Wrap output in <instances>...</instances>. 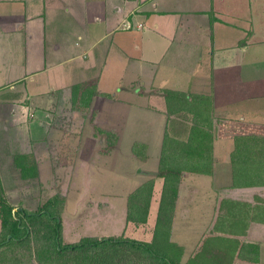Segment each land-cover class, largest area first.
Here are the masks:
<instances>
[{"label": "crops", "instance_id": "0c3cea01", "mask_svg": "<svg viewBox=\"0 0 264 264\" xmlns=\"http://www.w3.org/2000/svg\"><path fill=\"white\" fill-rule=\"evenodd\" d=\"M83 82L95 86L92 113L116 133L114 147L129 116V122L148 123L153 111L163 115L157 146L152 148L146 135L132 141L146 144L139 155L131 145L141 166L131 191L153 178L147 220L138 223L148 229L154 228L163 185V177L157 176L167 121L162 90L210 96L211 171L182 173L169 239L184 254L194 251L195 264H212L221 249H229L225 260L232 257L231 264H264V184H234L231 159L234 135H264V120L256 117L260 109L251 102L264 95V0H0L3 147L26 139L28 152L18 151L29 153L39 172L72 171L75 162L63 150L51 153L50 143L60 147L76 140L82 155L84 135L52 128L51 116L35 107L50 101L52 92L66 94ZM225 139L226 150L218 147ZM1 163L5 187L2 172L15 164ZM252 168L237 163L236 169ZM126 209L127 196L124 217ZM180 213L188 218L196 213L200 222L184 221ZM130 225L136 227L132 221L124 227ZM152 229L144 240H151Z\"/></svg>", "mask_w": 264, "mask_h": 264}, {"label": "trees", "instance_id": "16d2710c", "mask_svg": "<svg viewBox=\"0 0 264 264\" xmlns=\"http://www.w3.org/2000/svg\"><path fill=\"white\" fill-rule=\"evenodd\" d=\"M78 85L79 83L73 84L72 94L76 92ZM83 92L82 99L87 104L92 94L96 93L95 86H85ZM162 94L166 103L167 121L157 176L163 177V185L151 240L108 234L84 235L76 241L62 242L60 215L51 208L55 197L48 198L33 211L14 209L3 194L0 181V264H21L20 251L15 249L18 245H26L29 253L33 250L41 264H195L193 258L184 262L180 260L182 246L171 241L169 236L182 173L211 171V98L206 94L168 88L163 89ZM176 124L180 127V133L174 131ZM111 134L113 137L117 136L112 131ZM115 143L108 144V148H113ZM234 143L235 148L231 154L234 184L237 180L242 183L264 184V135L236 134ZM145 147V143L138 141L132 145L133 151L138 155L140 149ZM145 156L144 154L142 157ZM28 158L26 153L15 154L23 176L37 173L34 161L26 166L20 162V159L25 162ZM237 163H243L244 166L249 164L253 168L237 170ZM152 188L151 177L128 194L126 221L146 222ZM31 226L34 228L29 230ZM32 237L34 242L31 247ZM227 250L221 249L216 253V259L211 263L231 264L232 257L229 261L225 260Z\"/></svg>", "mask_w": 264, "mask_h": 264}, {"label": "rangeland", "instance_id": "374dc122", "mask_svg": "<svg viewBox=\"0 0 264 264\" xmlns=\"http://www.w3.org/2000/svg\"><path fill=\"white\" fill-rule=\"evenodd\" d=\"M93 85L90 82L79 83L74 94H72V90L66 94L62 90L52 92L47 96L51 99L50 101L42 107H35L45 110L47 115L51 116L49 125L52 128H61L69 132L77 131V134L84 135L85 146L82 147H85L84 153H86L82 155L79 154V150L75 145L76 140L68 141L69 144L67 143L66 146L59 143L60 147H56L52 142L50 143L52 147H49V151L51 153L63 150L64 153L67 152V158L75 162L72 171L64 172L53 169L39 172L37 169V173L33 176L23 177L14 156L19 153L18 150L26 149L28 152L29 146L26 144L28 141L19 138L17 145H12V147H3L5 144L3 145L0 142L1 165L10 164V161L15 164L13 166L11 163L9 166H13V168L7 167L4 170L5 172H2L5 185V187L2 185L3 194L14 206V209L20 207L29 211L40 207L48 198L55 197V202H53L51 208L60 215L62 242L76 241L84 235L101 236L108 234H122L137 239H147L152 228H142L138 223H135L136 227H131V225L124 227L126 222L124 217L126 196L128 197L127 194L133 191H131L133 178L138 176L135 172L138 167H141L137 164L138 159L132 155L131 145L136 137L146 135L144 137L150 139L152 148L154 145L157 146L160 140L158 137L162 136L163 126L160 120L163 115L160 112L153 111L155 117L150 118L148 123L146 120L142 123L129 122V116L124 124L119 146L108 148V144L117 141V136L113 137L111 134V131L114 132L113 130L102 127L94 119V113H92V106L90 105L91 98L87 104L82 99L84 87ZM251 102H254L253 104L260 109V114L256 117L264 120V95ZM251 102H248V105ZM32 110H34V107H32ZM72 113L77 115L79 119L75 120ZM37 114L39 115L40 112H37ZM28 117L29 119L32 118L29 113ZM96 129L101 131H96ZM104 131H110V133ZM174 131L181 132L178 124L175 125ZM8 132L10 133V131ZM8 132L5 133V136L9 134ZM71 134L69 136L80 137V135ZM0 135L2 136V134ZM12 138L10 133L7 142H11ZM7 142L5 140V143ZM92 144L94 149L91 148L90 150ZM228 146V139L219 141L218 147L226 150ZM4 153L7 156H4ZM26 154L29 155V153ZM53 156L56 158L58 155L54 154ZM32 160L33 157L29 155L25 162H22L21 159L20 162L26 166ZM152 160L154 161V159ZM181 214L178 215V218L182 216L184 221L189 219L190 221L199 220L200 222V218L196 213H193L189 218ZM32 228L34 227L31 226L29 230ZM40 237H42L41 233ZM208 241L209 243L212 242L210 239ZM33 242L32 237L31 247ZM18 246L15 249L20 251L21 264H41L34 256L33 250L30 249L32 252L29 253L26 250L28 249L26 245ZM193 254L194 251L184 254L182 248L180 260L184 262L189 258H193L196 255Z\"/></svg>", "mask_w": 264, "mask_h": 264}, {"label": "built area", "instance_id": "2783aa9c", "mask_svg": "<svg viewBox=\"0 0 264 264\" xmlns=\"http://www.w3.org/2000/svg\"><path fill=\"white\" fill-rule=\"evenodd\" d=\"M140 25H141V23L138 24V26H140ZM125 26H126V27H129V26H130V23L128 22Z\"/></svg>", "mask_w": 264, "mask_h": 264}, {"label": "water", "instance_id": "95a60500", "mask_svg": "<svg viewBox=\"0 0 264 264\" xmlns=\"http://www.w3.org/2000/svg\"><path fill=\"white\" fill-rule=\"evenodd\" d=\"M20 208V207H19Z\"/></svg>", "mask_w": 264, "mask_h": 264}]
</instances>
